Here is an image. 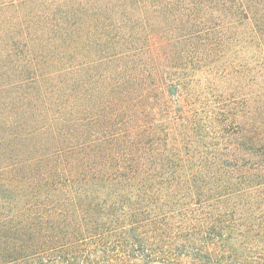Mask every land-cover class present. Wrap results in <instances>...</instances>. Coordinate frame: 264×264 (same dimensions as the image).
<instances>
[{
	"label": "trees",
	"instance_id": "16d2710c",
	"mask_svg": "<svg viewBox=\"0 0 264 264\" xmlns=\"http://www.w3.org/2000/svg\"><path fill=\"white\" fill-rule=\"evenodd\" d=\"M0 264H264V0H0Z\"/></svg>",
	"mask_w": 264,
	"mask_h": 264
}]
</instances>
